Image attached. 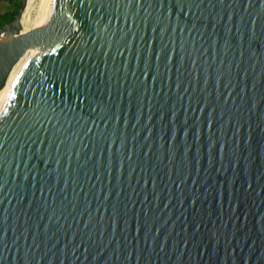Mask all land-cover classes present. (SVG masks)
Wrapping results in <instances>:
<instances>
[{
    "label": "water",
    "instance_id": "95a60500",
    "mask_svg": "<svg viewBox=\"0 0 264 264\" xmlns=\"http://www.w3.org/2000/svg\"><path fill=\"white\" fill-rule=\"evenodd\" d=\"M27 3L0 264H264V0Z\"/></svg>",
    "mask_w": 264,
    "mask_h": 264
},
{
    "label": "bare ground",
    "instance_id": "6f19581e",
    "mask_svg": "<svg viewBox=\"0 0 264 264\" xmlns=\"http://www.w3.org/2000/svg\"><path fill=\"white\" fill-rule=\"evenodd\" d=\"M36 2H37V0H28L27 6H26V9H25V12L23 14L22 21H21L22 30L18 34H16V36H14V37H21L22 36V33H23V30H24L25 25L27 23V20L31 14V11H32ZM4 37L5 36L3 35L2 38H4ZM4 96H5V86L0 90V110H1L2 105H3Z\"/></svg>",
    "mask_w": 264,
    "mask_h": 264
},
{
    "label": "flooded vegetation",
    "instance_id": "af4514ba",
    "mask_svg": "<svg viewBox=\"0 0 264 264\" xmlns=\"http://www.w3.org/2000/svg\"><path fill=\"white\" fill-rule=\"evenodd\" d=\"M21 6H22V0H3V1H0V15L5 14V13L9 12L10 10H14V9H16L17 13H18ZM17 13H16V15H17ZM2 27H4V26H2Z\"/></svg>",
    "mask_w": 264,
    "mask_h": 264
},
{
    "label": "trees",
    "instance_id": "16d2710c",
    "mask_svg": "<svg viewBox=\"0 0 264 264\" xmlns=\"http://www.w3.org/2000/svg\"><path fill=\"white\" fill-rule=\"evenodd\" d=\"M17 13V10H10L9 12L5 13V14H1L0 15V28L2 26H5L9 23H11L14 20V17Z\"/></svg>",
    "mask_w": 264,
    "mask_h": 264
}]
</instances>
